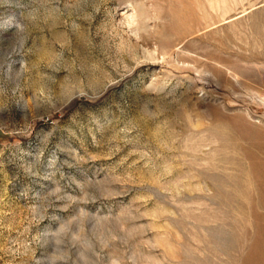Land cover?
Instances as JSON below:
<instances>
[{
    "label": "rangeland",
    "instance_id": "1",
    "mask_svg": "<svg viewBox=\"0 0 264 264\" xmlns=\"http://www.w3.org/2000/svg\"><path fill=\"white\" fill-rule=\"evenodd\" d=\"M0 264H264V0H0Z\"/></svg>",
    "mask_w": 264,
    "mask_h": 264
},
{
    "label": "bare ground",
    "instance_id": "2",
    "mask_svg": "<svg viewBox=\"0 0 264 264\" xmlns=\"http://www.w3.org/2000/svg\"><path fill=\"white\" fill-rule=\"evenodd\" d=\"M263 194V193H262Z\"/></svg>",
    "mask_w": 264,
    "mask_h": 264
}]
</instances>
